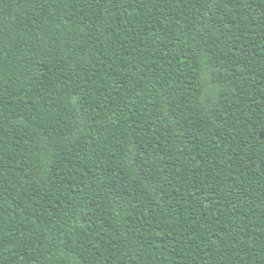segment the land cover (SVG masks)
Here are the masks:
<instances>
[{"label":"trees","instance_id":"16d2710c","mask_svg":"<svg viewBox=\"0 0 264 264\" xmlns=\"http://www.w3.org/2000/svg\"><path fill=\"white\" fill-rule=\"evenodd\" d=\"M0 264H264V0H0Z\"/></svg>","mask_w":264,"mask_h":264}]
</instances>
